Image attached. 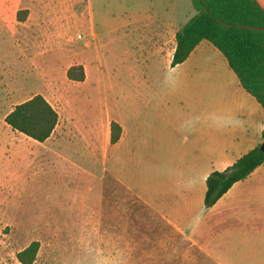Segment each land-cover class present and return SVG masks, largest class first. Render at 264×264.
<instances>
[{"label":"crops","instance_id":"0c3cea01","mask_svg":"<svg viewBox=\"0 0 264 264\" xmlns=\"http://www.w3.org/2000/svg\"><path fill=\"white\" fill-rule=\"evenodd\" d=\"M104 3L98 19L93 0H16L8 18L0 1V42L35 59L43 87L33 95L57 113L44 141L26 137L40 144L63 186L88 177L98 183L93 201L81 190L67 203L78 231L97 235L101 264H264V161L204 205L207 175L263 142L264 108L207 40L170 64L175 33L194 12L181 20L176 7H138L116 20ZM75 25L84 35L77 45ZM117 38L133 41L126 52L143 60L127 67L132 81H114L105 68ZM159 59L163 80L151 81ZM73 64L84 79L58 83L53 71L64 77ZM54 90H62L60 103L50 101ZM112 121L121 129L115 142Z\"/></svg>","mask_w":264,"mask_h":264},{"label":"rangeland","instance_id":"374dc122","mask_svg":"<svg viewBox=\"0 0 264 264\" xmlns=\"http://www.w3.org/2000/svg\"><path fill=\"white\" fill-rule=\"evenodd\" d=\"M0 1L8 4L5 13L11 17L16 0ZM103 2L113 10L116 20L126 18L138 7L159 13L164 7H176L181 20L194 12L191 0H93L98 19ZM73 28L75 35L70 43L77 45L84 35L77 25ZM118 38L111 44V54L104 65L115 71L114 81H132L127 67L143 60L133 49L126 52L133 41ZM15 48V43L7 38L0 42V264H22L16 254L32 241L38 242V248L30 264H101V251L94 246L97 235L80 233L79 218L66 209L81 190L85 198L94 200L98 190L95 178L75 179L69 187L63 186L58 182V170L47 169V155L38 151L40 144L4 122V116L15 104L43 87L35 59L23 58ZM162 65V59L151 63V81L163 80ZM53 73L58 83L69 81L66 75L59 76L57 70ZM51 93L50 101L60 103L62 90ZM109 252L103 250L108 257Z\"/></svg>","mask_w":264,"mask_h":264},{"label":"trees","instance_id":"16d2710c","mask_svg":"<svg viewBox=\"0 0 264 264\" xmlns=\"http://www.w3.org/2000/svg\"><path fill=\"white\" fill-rule=\"evenodd\" d=\"M194 13L175 33V48L171 65L186 59L192 49L207 40L226 59L240 85L264 108V9L256 0H191ZM26 11H18L23 19ZM66 77L82 81L84 71L81 64L70 65ZM57 121L55 109L41 94L15 104L4 116V122L13 130L38 141H44ZM121 133L120 126L110 123V141L115 142ZM264 142V126L261 132ZM260 145L241 155L230 166L221 171H212L206 177L204 205L209 207L230 186L254 170L264 161ZM38 248V242H30L16 254L19 262L30 264Z\"/></svg>","mask_w":264,"mask_h":264},{"label":"water","instance_id":"95a60500","mask_svg":"<svg viewBox=\"0 0 264 264\" xmlns=\"http://www.w3.org/2000/svg\"><path fill=\"white\" fill-rule=\"evenodd\" d=\"M247 28H253V29H259V30H264V27H250V26H246ZM260 150H262V151H264V142H262L261 144H260Z\"/></svg>","mask_w":264,"mask_h":264}]
</instances>
